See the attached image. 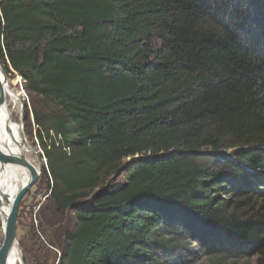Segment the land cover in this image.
Listing matches in <instances>:
<instances>
[{
    "label": "trees",
    "instance_id": "1",
    "mask_svg": "<svg viewBox=\"0 0 264 264\" xmlns=\"http://www.w3.org/2000/svg\"><path fill=\"white\" fill-rule=\"evenodd\" d=\"M0 61L73 222L58 264H264V0H0Z\"/></svg>",
    "mask_w": 264,
    "mask_h": 264
},
{
    "label": "rangeland",
    "instance_id": "2",
    "mask_svg": "<svg viewBox=\"0 0 264 264\" xmlns=\"http://www.w3.org/2000/svg\"><path fill=\"white\" fill-rule=\"evenodd\" d=\"M6 74L12 82L13 88L21 93L23 97L21 108L14 113L13 118L15 121L23 123L27 135L26 142L31 148L29 155L31 158H35L41 167L38 181L24 195L19 207L15 230L21 251V263L58 264L60 251L55 245L58 239L62 238L61 231L63 227L67 224L72 226L73 222L69 212L66 213V218L64 219L60 216V219L63 220L58 219L56 215L54 217L52 215L54 208L49 198V180L44 172L47 166L46 158L39 140L36 137V129L32 116H30L31 122L27 121V110L30 112V115L32 114V100L28 91L25 89L23 79L21 77L18 79L17 74L14 76L9 73ZM121 178L122 176L118 177L117 180L121 181ZM4 239L5 234L2 228V220L0 219V248ZM179 240L191 243L186 238H184L185 241L183 238ZM190 247L198 250L199 253L198 259L194 264H214L215 261V264H258L257 256L247 258L213 257L203 253L195 243H192Z\"/></svg>",
    "mask_w": 264,
    "mask_h": 264
},
{
    "label": "bare ground",
    "instance_id": "3",
    "mask_svg": "<svg viewBox=\"0 0 264 264\" xmlns=\"http://www.w3.org/2000/svg\"><path fill=\"white\" fill-rule=\"evenodd\" d=\"M20 77L18 75V79ZM0 81L4 93V103L0 105V147L24 159L33 169L41 173L39 163L29 155L31 148L26 142L27 135L23 123L15 121L13 118L14 113L21 108L23 103L22 94L13 88L12 82L4 73L1 63ZM30 178V169L26 164H18L0 156V219L2 220L3 231H5L7 219L17 194L30 181ZM5 196L8 197L7 201L4 200ZM0 264H2L1 252ZM7 264H23V262L21 263V251L17 240L11 250Z\"/></svg>",
    "mask_w": 264,
    "mask_h": 264
},
{
    "label": "water",
    "instance_id": "4",
    "mask_svg": "<svg viewBox=\"0 0 264 264\" xmlns=\"http://www.w3.org/2000/svg\"><path fill=\"white\" fill-rule=\"evenodd\" d=\"M4 73L6 74V71L4 69V67L2 66ZM17 75H19L17 72H15ZM7 75V74H6ZM21 76V75H20ZM22 78V76H21ZM4 101V93H3V86H2V82L0 81V105ZM0 156L11 160V161H15L18 164H26L29 169H30V173H31V178L30 181L19 191V193L17 194L15 200H14V204L13 207L11 209L10 215L7 219V225L4 231L5 234V239L4 242L0 248V252L2 253V264H7L9 257H10V253L11 250L14 246V244L16 243V224H17V217H18V212H19V207H20V203L22 201V198L24 197V195L36 184V182L39 179V175L40 172L38 173L37 170L33 169V167L30 166L29 163H27L24 159L3 150L0 147ZM5 201H7V196L4 197Z\"/></svg>",
    "mask_w": 264,
    "mask_h": 264
}]
</instances>
